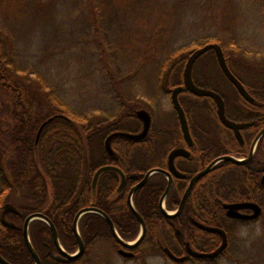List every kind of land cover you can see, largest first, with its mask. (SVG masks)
Masks as SVG:
<instances>
[{
  "label": "trees",
  "instance_id": "trees-1",
  "mask_svg": "<svg viewBox=\"0 0 264 264\" xmlns=\"http://www.w3.org/2000/svg\"><path fill=\"white\" fill-rule=\"evenodd\" d=\"M6 1L0 0V4ZM112 1L120 4V0ZM105 5V8L103 5L100 8L108 14L110 5ZM165 5L166 2H161L157 15L158 30L155 31V37L160 32V39L164 38L167 21L173 14ZM105 41L102 40L101 44H110L112 49L114 46L119 47L112 40ZM211 43L222 47L231 72L255 102L250 104L244 100L226 79L214 51L209 53L219 73L231 84L235 93L227 96L211 83L214 78L209 65L198 69L201 60L209 53L195 64L194 83L223 97L229 120L252 126L242 130L245 142L240 144L233 132L220 122L212 99L198 98L187 91L181 93L180 103L193 137L198 138L195 136L198 128L204 134L202 140L206 142L202 162L191 165V168L176 162L177 168L189 178L220 157H248L254 140L264 128V46L251 44L243 47L235 37L226 41L209 38L196 47H155V54L150 45L149 50L144 48L143 58L147 60L150 55L155 56V59L159 57L158 82L163 92L171 93L175 88L184 86V70L191 53ZM15 59L11 44L0 36V98L9 103L6 105L8 118L0 122V255L10 264H35L25 242L24 225L27 218L36 213L45 214L53 222L63 248L71 254L75 253L79 248L74 233L75 218L82 210L92 207L110 217L123 240L135 241L141 233V224L129 204V194L138 183L131 176L135 173L147 174L155 169L168 170L167 157H155L157 132L154 128V112L151 109L149 111L153 125L148 137L142 142L114 139L112 148L116 155L110 157L105 149L107 138L116 132H141L143 126L136 112L145 103L127 96L121 86L124 82L112 78L120 103L119 111L99 118L95 113L77 114L53 90L42 82H36ZM134 73L132 69L130 74ZM37 84L41 85L38 88L40 93H37ZM51 118L55 119L45 127L37 141L41 126ZM174 127L173 138L181 143L178 120ZM167 139L162 133L160 140L164 143ZM104 166H116L126 174V185L121 193L118 191L121 176L114 171L103 173L94 190L95 174ZM263 175L264 137L251 164H218L197 181L181 216L170 219L160 207L168 180L161 174H155L133 197L134 206L147 227L145 239L133 250L135 259L146 264V254H159L168 258L164 253L165 247L176 256L183 257L187 255V243L198 252L215 251L221 245V237L194 226L190 220L193 217L205 225L224 229L229 237V247L218 259L189 258L186 263L220 264L224 261L226 264H264V186L260 184ZM186 186L187 181L175 179L174 188L165 203L168 211L178 210ZM240 202L261 205L263 212L260 219L254 222L229 219L223 205ZM7 203L13 204L20 213L6 214V220L15 224L16 228H9L2 223V212ZM242 229L246 231L244 238L239 234ZM177 230H181V236ZM79 231L85 252L74 260H60L49 225L43 221L33 222L29 235L41 264H97L91 257L95 245L109 241L114 247H119L109 224L99 214L85 215L79 222Z\"/></svg>",
  "mask_w": 264,
  "mask_h": 264
},
{
  "label": "rangeland",
  "instance_id": "rangeland-1",
  "mask_svg": "<svg viewBox=\"0 0 264 264\" xmlns=\"http://www.w3.org/2000/svg\"><path fill=\"white\" fill-rule=\"evenodd\" d=\"M161 2H166L164 7L173 13L163 39L160 32L155 37ZM161 2L7 0L0 4V36L11 44L21 68L27 69L36 82L53 90L73 112L95 113L97 118L116 114L120 103L114 78L124 82L121 86L127 96L145 103L139 110L154 112V128L163 132L177 124V117L171 97L161 90L158 82L159 57L150 55L145 60V50L151 45L155 54V47H196L209 38L226 41L230 37H235L243 47L251 44L263 47L264 0ZM105 4L110 5V15L100 8L102 5L105 8ZM102 40H112L119 47L113 45L112 49L110 44H101ZM208 65L214 78L211 83L227 96L235 93L219 73L211 53L201 60L198 69ZM132 69L134 74H130ZM40 87L37 84V93ZM8 104L0 98L1 123L8 118ZM245 232L242 229L239 234L244 238ZM118 249L109 241H101L95 245L91 257L99 264H144L121 257ZM146 255V264H175L163 255Z\"/></svg>",
  "mask_w": 264,
  "mask_h": 264
},
{
  "label": "water",
  "instance_id": "water-1",
  "mask_svg": "<svg viewBox=\"0 0 264 264\" xmlns=\"http://www.w3.org/2000/svg\"><path fill=\"white\" fill-rule=\"evenodd\" d=\"M211 51L215 52L218 64L220 66V69L222 70L226 79L236 88V90L238 91L240 96L250 104L255 102V99L246 90L245 86L231 72V70L227 64V60H226V57H225V54H224L222 47L217 43H211V44H208L202 48L196 49L189 56L187 63H186L185 70H184V86H180V87L175 88L171 94V100H172L173 107H174L175 111L177 112L179 122L181 125V129H182V132H183L185 139L188 142L192 143V138H191V134H190L188 120L186 117V113H185V111H184V109L180 103L179 97L183 91H187V92L193 94L194 96H196L198 98L212 99L216 104L217 115H218V118H219L220 122L222 123V125L226 129L234 132L235 138L237 139V141L240 144H244L245 140H244L241 132L243 129L251 127L252 124L237 123V122H233V121L229 120L226 116V104H225L223 97L220 94L216 93L215 91L200 88L194 83L193 70H194L195 64L197 63V61L201 57H203L205 54H207ZM136 116H137L138 120L142 123V126H143L142 131L139 133H135V134L128 133V132H116V133H113L112 135H110L107 138L106 143H105L106 152L108 153V155L110 157H115V155H116L113 148H112V141L114 139L121 138V139H125V140L132 141V142H142L143 140H145L148 137L150 130L152 128V122H153L150 112H148L146 110H139L136 112ZM54 119L55 118H51L50 120H48L47 122H45L41 126V128L38 132V135H37V141H39L41 134L44 131L45 127ZM263 137H264V128L258 134L256 139L254 140L252 147H251L250 154L248 157L237 158V157L232 156V155L223 156V157L216 159L206 169H204L203 171L196 174L191 179L189 187H188V189H187V191L183 197V200H182L178 210L175 212H169L166 209L165 201L173 189L174 178H178V179H186L187 178V175L180 172L176 168V165H175V161L178 157H189L190 153L187 150L175 149L174 151H172V153L169 157V162H168L169 169L168 170L155 169V170L148 172L147 174H145V173L133 174L131 176V178L133 180L139 181V183L130 192L129 204H130V208H131L132 212L138 218V220L141 224V233L134 242H127V241L123 240L121 238V236L119 235V233L117 232L116 227H115L113 221L110 219V217L107 214H105L104 212H102L101 210H98L97 208L92 207V208H87V209L82 210L75 218L74 233L78 239L79 248H78L76 253L71 254V253L67 252L63 248V246L61 245L57 229L55 228L53 222L45 214L36 213V214L29 216L25 222V225H24V238H25L27 248L35 260V264H41V259H40L39 255L37 254V252L35 251L33 244L31 242V239H30V235H29L30 225L33 222L43 221L49 225V227L51 228L52 234H53L55 245L57 246V248L59 250L58 258L60 260H74V259L80 258L83 255V253L85 252V244H84V241H83L81 234H80V231H79V222L85 215L90 214V213L99 214L100 216H102L107 221L117 243L120 246V248L118 250V254L120 256H122L123 258H126V259L135 258V254L132 252V250L138 248L141 245V243L143 242V240L145 239V236L147 233V227H146V223H145L144 218L141 216V214L137 211V209L134 206L133 197L137 193L138 190L143 188L148 183V181L151 179L152 176H154L155 174H161L168 179V187H167V189H166V191H165V193L161 199L160 207H161L163 214L167 218L175 219V218L181 216V214L185 210L186 203H187L189 195L192 191V188L200 178H202L203 176L210 173L218 164H220L222 162H233L234 164H237V165H246V164L252 163L255 159V154H256L258 145H259V143ZM108 171L117 172L121 176V185H120L119 190H118L121 193L123 191V189L125 188L127 177H126V174L121 169L117 168L116 166H104L97 171V173L95 174V177H94V181H93L94 190L97 187V183H98L100 176L103 173L108 172ZM260 183L262 186H264V175L262 176ZM224 208L226 210V215L229 219L242 220L245 222L257 221L261 217L262 212H263L262 207L259 204L254 203V202L228 204V205H225ZM244 210H249L252 212V214H249V215L244 214L242 212ZM8 213H13L15 215H19L20 214L19 211L17 210V208L13 204L7 203L4 205V209L2 212V223H3V225H5L9 228H16L15 224L10 223L6 220V214H8ZM191 222L194 224V226H196L197 228H199L202 231H205V232H208L211 234L219 235L222 238V243L219 246V248L213 252H210V253H203V252L195 251L191 247V245L189 243H187L186 244V250H187L188 256L178 257L175 254H173V252L168 247L164 248V253L167 255V257L172 262L177 263V264L185 263L188 260V258L200 259V260L218 259L227 250V248L229 246V238H228L227 232L221 228L207 226L203 223L198 222L194 218H191ZM177 234L179 236H181L182 232L180 230H178ZM0 264H10V263L7 262L0 255Z\"/></svg>",
  "mask_w": 264,
  "mask_h": 264
},
{
  "label": "flooded vegetation",
  "instance_id": "flooded-vegetation-1",
  "mask_svg": "<svg viewBox=\"0 0 264 264\" xmlns=\"http://www.w3.org/2000/svg\"><path fill=\"white\" fill-rule=\"evenodd\" d=\"M184 92V91H183ZM182 92V93H183ZM165 94H167V95H169L170 97H171V94H172V92L170 93V92H168V93H166V92H164ZM179 100H180V97H179ZM172 102V101H171ZM174 108V107H173ZM175 110V109H174ZM175 114H176V117H177V120H178V123H179V129H180V135H181V138H182V141H181V143H177L176 142V140L173 138V134H174V131H175V127H172V128H168V129H166L165 131H160V132H158V131H156L155 130V132H157L156 133V135H155V157L156 158H160V157H167V163L169 162V157H170V155H171V153H172V151H174L175 149H185V150H187L189 153H190V155H189V157H178L177 159H176V161H175V165H176V162H179L183 167H189V168H191V165H194L195 163H200V162H202V160L204 159L203 157V155H204V153H203V150L205 149V144L204 143H206L205 141H203L202 139H204L203 137H204V134L203 133H201V131H200V129H198L197 128V135H195V136H197L198 138L196 139V138H194L193 137V133L191 132V129H190V127H189V129H190V134H191V138H192V143H190V142H188L186 139H185V137H184V135H183V132H182V129H181V125H180V122H179V118H178V115H177V112L175 111ZM187 117V116H186ZM188 120V119H187ZM188 124H189V122H188ZM152 125H153V123H152ZM230 131V130H229ZM232 132V131H231ZM162 133H165V135L168 137V139L166 140V142H162L160 139H161V135H162ZM242 133V132H241ZM233 134H234V132H233ZM242 136H243V134H242ZM234 137H235V134H234ZM236 139V138H235ZM237 140V139H236ZM251 164V163H250ZM176 168H177V166H176ZM168 169H169V165H168ZM178 169V168H177ZM179 170V169H178ZM180 171V170H179ZM203 171V170H202ZM180 172H182V171H180ZM201 172V171H200ZM183 173V172H182ZM199 172H197V173H195L194 175H192L191 176V178H189L188 177V175L186 174V173H184V174H186L187 175V178L186 179H178V178H174V183H175V179H178V180H184V181H187V186H186V190H185V193H186V191H187V189H188V187H189V184H190V181H191V179L196 175V174H198ZM189 178V179H188ZM168 180V179H167ZM138 183H139V181H138ZM137 183V184H138ZM197 183V182H196ZM196 183H195V185H196ZM136 184V185H137ZM194 185V186H195ZM194 186H193V188H192V191H193V189H194ZM173 188H174V186H173ZM173 190V189H172ZM132 191V190H131ZM192 191H191V193H192ZM172 192V191H171ZM185 193H184V195H185ZM191 193H190V195H191ZM130 195V194H129ZM170 195V194H169ZM190 195H189V197H190ZM169 197V196H168ZM167 197V198H168ZM184 197V196H183ZM189 199V198H188ZM167 200V199H166ZM182 200H183V198H182ZM182 202V201H181ZM187 202H188V200H187ZM165 203H166V201H165ZM240 203H245V202H240ZM181 204V203H180ZM232 204H236V203H232ZM186 205H187V203H186ZM225 205H228V204H225ZM225 205H223V206H225ZM261 206V205H260ZM184 212V211H183ZM244 214H252V212L251 211H249V210H244V211H242ZM191 218H193V217H190V220H191ZM193 224V223H192ZM194 225V224H193ZM134 253V252H133ZM58 257V256H57ZM136 258V257H135ZM134 258V259H135Z\"/></svg>",
  "mask_w": 264,
  "mask_h": 264
}]
</instances>
